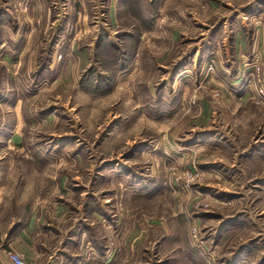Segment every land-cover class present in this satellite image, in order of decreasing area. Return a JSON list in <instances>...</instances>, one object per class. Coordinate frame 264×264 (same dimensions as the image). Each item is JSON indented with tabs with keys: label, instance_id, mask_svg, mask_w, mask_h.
<instances>
[{
	"label": "rangeland",
	"instance_id": "obj_1",
	"mask_svg": "<svg viewBox=\"0 0 264 264\" xmlns=\"http://www.w3.org/2000/svg\"><path fill=\"white\" fill-rule=\"evenodd\" d=\"M8 249L264 264V0H0Z\"/></svg>",
	"mask_w": 264,
	"mask_h": 264
},
{
	"label": "built area",
	"instance_id": "obj_2",
	"mask_svg": "<svg viewBox=\"0 0 264 264\" xmlns=\"http://www.w3.org/2000/svg\"><path fill=\"white\" fill-rule=\"evenodd\" d=\"M6 257L9 258V260L12 262V264H29L24 259V256H22L21 253H19L16 250H13V249H8V251H6Z\"/></svg>",
	"mask_w": 264,
	"mask_h": 264
},
{
	"label": "crops",
	"instance_id": "obj_3",
	"mask_svg": "<svg viewBox=\"0 0 264 264\" xmlns=\"http://www.w3.org/2000/svg\"><path fill=\"white\" fill-rule=\"evenodd\" d=\"M81 260V259H80ZM80 260H74V259H72V260H70V264H82L81 262H79ZM59 261V260H58ZM57 262V261H56ZM59 264H66L67 262H63L62 260H60L59 262H58ZM84 264V263H83ZM89 264H91V263H89ZM108 264H116L115 262H111V263H108Z\"/></svg>",
	"mask_w": 264,
	"mask_h": 264
}]
</instances>
